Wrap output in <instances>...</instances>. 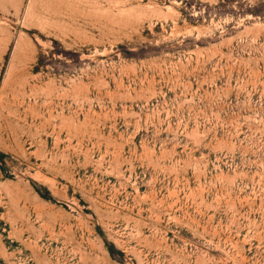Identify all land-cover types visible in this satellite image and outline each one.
Here are the masks:
<instances>
[{
	"label": "rangeland",
	"instance_id": "1",
	"mask_svg": "<svg viewBox=\"0 0 264 264\" xmlns=\"http://www.w3.org/2000/svg\"><path fill=\"white\" fill-rule=\"evenodd\" d=\"M0 264H264V0H0Z\"/></svg>",
	"mask_w": 264,
	"mask_h": 264
},
{
	"label": "bare ground",
	"instance_id": "2",
	"mask_svg": "<svg viewBox=\"0 0 264 264\" xmlns=\"http://www.w3.org/2000/svg\"><path fill=\"white\" fill-rule=\"evenodd\" d=\"M36 1V0H35ZM58 1V0H57ZM33 3H35L34 1H33ZM57 6V5H56ZM32 9V8H31ZM29 10V9H28ZM29 12V11H28ZM33 13V12H32ZM29 14H31V13H29Z\"/></svg>",
	"mask_w": 264,
	"mask_h": 264
}]
</instances>
